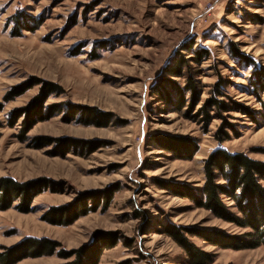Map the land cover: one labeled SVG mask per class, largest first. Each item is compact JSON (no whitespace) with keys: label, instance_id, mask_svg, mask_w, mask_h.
<instances>
[{"label":"rangeland","instance_id":"obj_1","mask_svg":"<svg viewBox=\"0 0 264 264\" xmlns=\"http://www.w3.org/2000/svg\"><path fill=\"white\" fill-rule=\"evenodd\" d=\"M180 57L184 76H167ZM263 72L264 0H0V179L39 191L0 210V255L71 264L87 247L97 264H190L182 237L212 264H264V246L194 235L251 232L195 200L218 148L264 162ZM186 74L192 113L191 93L165 81L182 90Z\"/></svg>","mask_w":264,"mask_h":264},{"label":"trees","instance_id":"obj_2","mask_svg":"<svg viewBox=\"0 0 264 264\" xmlns=\"http://www.w3.org/2000/svg\"><path fill=\"white\" fill-rule=\"evenodd\" d=\"M231 46L233 54L240 59H248L249 66L255 64L243 53H239L238 49H235L233 45ZM204 53L206 56L207 51ZM186 63L187 61L180 57L179 60H176L175 65L168 70L166 75L170 77L184 76L182 70L186 66ZM257 75L258 82H260L261 86L254 85V87H256L255 90H262L264 86H262L261 79L264 80V72L261 74L257 73ZM187 77L188 82L186 88L182 90L178 86L173 85V82L170 80L165 81L171 91H188L191 93L192 105L188 110L192 113L193 108L197 106L199 101V94L197 92L199 90L194 78L186 74ZM159 85L160 83L155 85L151 91H162V86ZM220 88L221 83L216 86V91H219ZM213 102L215 105L217 104L216 106L222 108V102H215L214 100ZM200 112L205 119L210 118L206 106ZM188 152L191 153L188 155V158H192L195 154V151L191 147H188ZM204 172L206 181L203 189H201L199 199L195 200L196 204L199 207L209 210L214 216L238 228L250 229L251 232L245 236L246 238L229 236L221 232L210 234L200 231L199 233H194V235L210 240L214 245H220L223 248H231L234 250L256 249L264 246V162L250 159L242 153H231L223 148H218L204 162ZM37 194H39V191L34 190L32 184H20L13 179L1 178L0 210L9 209L12 201L17 198L25 200V204L27 205L33 199V196ZM224 197L232 200L234 202L233 206H226L222 201ZM231 207L236 212H233ZM176 240L188 251L190 264H212L214 262L213 255L200 250L184 238L176 237ZM35 243L31 250L37 248L39 250L38 253H42L47 248L51 251L53 248L46 243ZM111 247V245H107L104 248ZM27 248L29 249V245L25 251ZM86 249L87 247L75 252L78 258L71 264H97L100 254L93 256L92 253H87ZM15 254L18 255L19 253L11 251L5 255H0V264H16L19 260L26 258L29 253H21L19 256L22 257L18 258L14 256Z\"/></svg>","mask_w":264,"mask_h":264}]
</instances>
